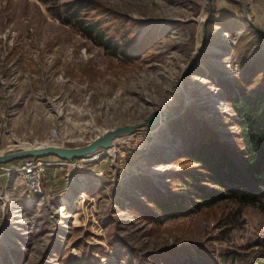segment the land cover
<instances>
[{
    "label": "rangeland",
    "instance_id": "rangeland-1",
    "mask_svg": "<svg viewBox=\"0 0 264 264\" xmlns=\"http://www.w3.org/2000/svg\"><path fill=\"white\" fill-rule=\"evenodd\" d=\"M57 1L69 0H0V152L85 145L156 109L180 111L98 157L46 156L42 194L8 177L0 264H258L257 206L224 201L162 222L147 217L157 192L179 189L189 142L208 131L236 143L230 100L264 85V0H240L251 21L234 0H91L120 33L153 39L133 63L56 18Z\"/></svg>",
    "mask_w": 264,
    "mask_h": 264
},
{
    "label": "trees",
    "instance_id": "trees-1",
    "mask_svg": "<svg viewBox=\"0 0 264 264\" xmlns=\"http://www.w3.org/2000/svg\"><path fill=\"white\" fill-rule=\"evenodd\" d=\"M56 3V8L52 9L56 18L78 29L110 57L123 63L136 62L154 44L153 39L143 41L126 31L120 33L116 21L108 23L109 19L96 13L98 7L91 0ZM230 102L238 128L234 133L236 143L231 145L208 131L189 142L180 151L190 166L179 171V189L166 194L157 192L150 199L153 208L147 218L162 222L189 216L224 201L235 202L240 209L253 205L264 211V85L251 90L244 88L243 93ZM253 247L257 248V263L264 264V235ZM174 264L199 263L179 261Z\"/></svg>",
    "mask_w": 264,
    "mask_h": 264
},
{
    "label": "water",
    "instance_id": "water-1",
    "mask_svg": "<svg viewBox=\"0 0 264 264\" xmlns=\"http://www.w3.org/2000/svg\"><path fill=\"white\" fill-rule=\"evenodd\" d=\"M234 1L243 4L247 19L251 21L247 4L240 0ZM179 111L180 110L175 112H165L162 109H156L152 111L144 121L106 129L103 134H98L94 139L85 145L70 147L57 144L36 143L31 146L19 147L16 149L15 147L19 146L16 144V146L10 148L9 151L0 152V165L13 162L16 159L29 157L43 158L46 156H56L62 160L84 158L103 149H110L113 146L114 140L122 135L133 134L142 127H157L162 120L177 115Z\"/></svg>",
    "mask_w": 264,
    "mask_h": 264
},
{
    "label": "built area",
    "instance_id": "built-area-1",
    "mask_svg": "<svg viewBox=\"0 0 264 264\" xmlns=\"http://www.w3.org/2000/svg\"><path fill=\"white\" fill-rule=\"evenodd\" d=\"M129 135H132V134H129ZM103 150L92 154V156L98 157L99 154L103 152ZM47 165L48 163L43 158H38V157L25 158L15 168L0 165V178L3 176L8 178V177H11L13 174H18V176H20L22 181L24 182L26 190L29 193L42 194L43 193V179L46 173ZM1 183L2 182L0 181V192L2 193ZM3 196L4 195L2 194L0 198L1 200H3Z\"/></svg>",
    "mask_w": 264,
    "mask_h": 264
},
{
    "label": "crops",
    "instance_id": "crops-1",
    "mask_svg": "<svg viewBox=\"0 0 264 264\" xmlns=\"http://www.w3.org/2000/svg\"><path fill=\"white\" fill-rule=\"evenodd\" d=\"M21 161H16V162H13V164H15L16 166L20 163ZM11 166H14V165H11ZM20 177V176H19ZM0 181L2 182V183H5V185H7L8 184V182H10V181H7V178L5 177V176H3V177H1L0 178ZM7 181V182H6ZM31 194V193H30Z\"/></svg>",
    "mask_w": 264,
    "mask_h": 264
},
{
    "label": "bare ground",
    "instance_id": "bare-ground-1",
    "mask_svg": "<svg viewBox=\"0 0 264 264\" xmlns=\"http://www.w3.org/2000/svg\"><path fill=\"white\" fill-rule=\"evenodd\" d=\"M39 144H42V143H39Z\"/></svg>",
    "mask_w": 264,
    "mask_h": 264
}]
</instances>
